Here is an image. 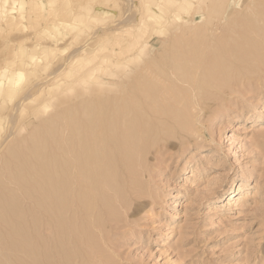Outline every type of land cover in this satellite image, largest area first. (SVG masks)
Returning <instances> with one entry per match:
<instances>
[{"label": "rangeland", "instance_id": "374dc122", "mask_svg": "<svg viewBox=\"0 0 264 264\" xmlns=\"http://www.w3.org/2000/svg\"><path fill=\"white\" fill-rule=\"evenodd\" d=\"M151 1L0 0V200L3 201L0 209L6 200L10 201L8 196L16 193L20 178L16 177L19 178L17 182L13 179L16 174L20 175L17 169L23 164L20 161L27 162L25 156L32 158L34 152L31 147L37 141H48L49 132H52V128L45 131L49 126L48 118L57 109L65 107L62 103L65 82L83 75L84 69L80 68L77 74L71 73L68 77L70 67L86 61L98 62L103 57L112 58L115 47L138 46L139 42L144 46H153L156 53L153 57H146L147 63L157 60L162 64L159 56L173 52L175 47L178 48L176 45L216 46L218 41L217 46L238 44L253 47L255 51L251 50L248 55H251L249 61L254 56L255 62H250V66L254 65L248 68L252 73L242 78L243 83L239 81L241 78L237 80L236 75L233 76L236 82L233 77L230 80L232 87L228 83L220 90L214 87L208 92L203 86V90L209 94L207 96L204 91L199 94L205 98L200 107L196 105L190 111L186 105V108L180 105L187 109L188 119L184 116L183 121L190 122L169 125L172 131L175 130L174 134L169 129L170 135L159 139V143L149 148L150 152L147 151L142 158L143 166L139 167L131 182L134 190L127 191V201H117L101 223L92 226L86 237L85 234L81 238L78 236V246L75 245V248L68 242L65 247L62 244L60 250L61 244L56 237L57 244L51 245V248H58H50V255L49 250L41 245L42 242L37 245L30 240L35 245L28 248L31 252L27 253L31 256L17 257V248L12 249L11 246L17 243L15 246L23 247L27 244L18 242L24 234L17 235V240H13L16 235L11 234V229L17 227L14 226L15 222L18 225L20 220L12 217V226L6 227L0 215V221L5 226H0V230L6 229L1 231L2 237L4 232L7 233L4 237L12 235L9 243L7 237L0 238L1 264H16L22 257L23 260L17 264H25L23 261L26 264H38L40 261L39 264H46L51 259L53 264H264V37L250 38L242 31V23L245 26L251 19V22L256 19L248 11L255 6V0H248V10L239 8L237 24L233 20V25L226 27V30L229 27L227 33L233 39L228 34L225 36L224 29L219 27H222L223 21L208 23L205 19L197 22L198 18L195 21L197 28L183 34L179 22L171 17L175 9L165 0H160L158 5L165 6V9L157 7L159 10L155 11L156 3H153L152 10L147 12L146 3ZM166 4L170 7L167 8ZM261 4L264 5V2ZM154 13L155 16H152ZM77 14L88 17L76 19L74 16ZM146 14L151 15L148 22L157 27H149L145 32L136 25L140 17ZM163 14L171 17L169 24L159 21ZM125 19L132 22L123 26ZM261 20L264 21V17L259 22ZM260 23L264 27V22ZM215 28L218 34H215ZM135 29L136 33L130 35L129 32ZM243 34L247 36L246 39ZM222 37L226 38L223 39L225 42ZM130 40L132 42L128 45ZM255 42L257 47L253 45ZM256 51L263 55L261 61L259 55H254ZM156 64L153 67L160 71L156 73L162 75L154 73L152 77L163 78L164 68ZM255 68H258V74L253 71ZM255 76L261 79L257 81ZM213 91L216 95H213ZM42 125L43 128H40ZM42 132L44 136L48 132L47 138L42 134L39 136ZM187 134L190 136L186 137ZM191 136L193 139H189ZM24 147H29L27 149L31 153ZM29 158L28 162L32 161ZM10 166L11 171L14 168L11 174L7 173ZM7 174H10L9 178ZM11 175L12 180H9ZM241 186L245 187L247 196L244 201L232 204L230 194L238 193ZM81 230L87 229L82 227ZM42 233L49 236L51 231L48 229ZM76 233L79 234L78 231ZM38 246L42 248L38 250ZM11 252H15L14 255ZM52 253L59 254L54 256ZM46 255L58 258V262L52 257L46 258ZM14 257H20V260ZM28 259L33 260L30 262ZM51 261L48 263L52 264Z\"/></svg>", "mask_w": 264, "mask_h": 264}, {"label": "bare ground", "instance_id": "6f19581e", "mask_svg": "<svg viewBox=\"0 0 264 264\" xmlns=\"http://www.w3.org/2000/svg\"><path fill=\"white\" fill-rule=\"evenodd\" d=\"M160 2V0L147 2L146 11L149 12V10H152L153 3H156L153 8L155 11L159 10L158 8L165 9V6L158 5ZM165 2L175 9L171 17L179 22L183 34L197 28L195 21L198 18L197 22H201L205 19L208 23H213L214 20L217 22L223 21L224 23L221 24L222 27H219L222 28V30L224 29L225 33L223 32V34L228 36L230 35L227 33L229 27L227 30L226 27L228 24H232L233 20L234 22L236 21L235 23L237 24V19H239L238 15L240 13L238 11L239 8H245V10L250 8V5L247 3L248 0H165ZM263 2V0H255V6L251 7L252 10H248L249 12L251 11V14L256 16V19L253 18L255 21L251 22L252 19H249V23H245L246 25L244 26L242 19L241 23L243 28L239 25L243 33L247 34L250 38L264 37V27L260 23L264 21L261 20L259 22V20L264 17V5L261 4ZM164 15L165 14L162 15V19L159 21L169 24L168 21L171 17H166ZM152 16H155V13L152 14ZM246 16L249 17V15ZM87 17V15L81 14L74 16V18L81 20ZM150 17L151 15L149 16V14L140 17L136 27L142 28L145 32L149 27L153 29L156 25L148 22ZM251 17L253 16L251 15ZM129 21L132 22L131 19H127L123 26L128 25L130 23ZM214 30L215 34H218L216 28ZM136 31L137 29L130 31L129 34L134 35ZM154 32L155 31H153V33ZM215 34L213 35L215 36ZM224 37H222V41L225 42L223 39L226 38ZM131 42L132 40L128 42V45H130ZM236 42H238V39ZM217 43L216 46H194L191 44L190 46L176 45L178 48L175 47L173 52L168 51V47H166L169 53L167 51H165L167 53L164 55L159 53L161 54L159 56L160 59L163 60L162 64L160 60V63H157V60L155 63L151 61L153 64L157 63L156 65L158 66L161 64V68H164L165 73L161 70L165 75L163 78H160L161 76L157 77L161 73H156L158 71L153 67L155 65L150 62H148V64L147 61H145L147 56L150 55L153 57L156 54L153 52V46H144V43L140 42L138 46L115 47L114 57L112 58L103 57L99 58L102 60L98 62L86 61L69 68L68 77H70L69 74L71 73L77 74L80 68L84 69L83 75L70 79L67 83L65 82V98L62 100L65 107L61 110L57 109L56 112L53 110V115L48 118L50 119L49 121L47 120V125L49 124V126L48 128L46 126L47 129L44 128V130L46 129L45 131L52 128V132H49L52 134H50L51 140L48 139L50 135H47L48 138L46 136L48 132L45 134L48 141H44L46 139L42 137L44 143L41 142L42 139L40 141L36 135V139H38L40 143L37 141V145L35 144L31 147L34 153L33 156L29 154L32 158H28L32 159V161L28 162L29 160L26 156L25 160L27 159V162L19 158L23 162L20 160L18 161L23 164L18 162L22 165V168L19 166L21 169L17 167L20 171H18L20 175L17 176L16 174L14 178L16 180L13 179L14 182H17L20 178L17 182L18 184L16 183L18 185L17 190H15L16 193L10 194V197L7 195L10 201L6 200L3 206H1L2 209H0V213L2 212L0 214L2 216L1 221L5 222L6 227L7 225L10 227L12 226L13 223L11 221L13 220L11 219L14 217L15 220L17 218V220L21 221H19V226L16 225L15 222L14 226H17L13 228L15 231L11 229V234L14 236L16 235L13 240H17V235L24 234L23 238L19 237L21 239L18 240V242L22 241L23 244L27 242L26 246L23 247L15 246L17 243L13 246L10 245L12 249L17 248V251L14 250L17 252L16 255L18 254L17 257L22 255L31 256L29 255L30 253H27V251H29L28 248H33L35 246H33L34 243L31 244V242H36V244L42 242L41 245L43 244L46 250H49L51 245L54 246L57 244V241H60L59 243L61 244L59 249L62 247V244L64 246L68 242H71L74 248L75 245L78 246L77 240L79 237H83L84 234L86 237V234L88 232L90 233L92 226H97L99 222L101 223V219L109 214V210L116 206L117 201L120 203L127 201V191L131 192L134 190V186L131 182L135 178L139 167L143 166L142 158L154 143H159V139L170 135L169 129L171 127L169 125L173 123L181 124L183 119L188 116L186 114L187 109L185 110L186 107L184 105H186L190 111L194 110L196 105H199V107L201 106V102L205 99L199 95L204 91L203 86H205L208 92L214 87H218L220 90L223 85H228L233 78L234 80L236 79L233 76L237 75V80L241 78V80H239L241 83L244 81V79L242 81V78L250 76L248 74L252 72L249 71L250 69L248 68L254 66H250V62H252L254 56L252 57L253 59L249 61L251 55H248L250 51L253 50V47L251 49L247 46H238V44H233V46L232 44L231 46H217ZM253 45L257 47V42H255V44L253 43ZM259 50L261 49L259 48ZM240 53L243 55L242 58ZM254 55H259V53L256 51ZM262 56L259 55V58ZM261 59L262 58H260V61ZM253 61L255 62V60ZM256 62L258 61L256 60ZM258 68H260V66ZM258 68L253 70L257 74L259 73ZM243 70L248 72L244 73L245 71ZM207 71L211 72L208 74ZM154 73H156L157 78L152 77ZM238 76L240 77L238 78ZM255 78L257 81L261 79L258 76H255ZM229 86L232 87L233 85L231 84ZM218 89L217 92H219ZM215 90L216 89H214V91ZM231 90L232 88L230 91ZM206 91L204 92L206 93ZM214 91L213 95H216ZM223 91L225 93L224 89ZM226 91L229 92L228 90ZM208 94L206 93L207 96ZM180 105L185 108L180 107ZM180 118L183 119L180 120ZM183 122L190 121L185 120ZM187 125L186 127H188ZM40 128H43V125ZM188 128L185 130L189 131L187 130ZM172 129L170 130L172 131ZM44 130L41 131L45 132ZM174 131L175 130L171 133L174 134ZM43 132L40 133L39 136H41V134L44 136ZM189 136V134L186 135V137ZM191 137L189 139H193V137ZM27 148L29 149V147ZM27 148L26 150L31 153ZM23 165L27 166L23 167ZM11 168L12 166L9 167L7 173L11 174V172L14 171V168L12 171ZM10 174H7V178H9ZM12 175L14 176V174ZM12 175L9 180H12ZM16 177L19 178L17 179ZM11 182L12 181H10V183ZM14 182L12 183L15 184ZM239 190L238 193L230 194V201L232 204L244 201L247 196V191L244 186H241ZM1 200L0 204L3 202ZM10 212H12V214H10ZM1 221L0 223L2 224ZM0 226L2 228L5 227L3 224ZM77 227L80 228L77 230ZM82 227L87 230L82 231ZM48 229H50L51 233L49 236H45L42 232ZM2 230L4 231L6 229H1L0 234ZM75 230L78 231L79 234H77ZM5 233L6 232L3 233V237ZM12 235H9V237ZM1 237L2 234L0 238ZM6 237L7 236L4 238ZM9 237H7L8 243L11 242V240L8 241ZM56 237L58 238L57 241ZM30 240L33 241L30 242ZM30 244L32 246H30ZM1 247L2 246H0V248ZM5 248L6 247L3 249ZM40 248L42 247H39L38 250H40ZM52 248L57 249L58 247ZM34 249L35 251H32L35 253L37 250L36 248ZM77 249L76 247V250ZM7 251L9 252V249ZM29 252H31V250ZM50 252L49 250V254ZM62 253L63 252H60V254ZM8 255L11 254L8 253ZM63 255H65V253H63ZM28 256L25 258H28ZM42 257L45 256L42 254ZM51 257L47 256L46 258L49 259ZM22 258L21 260L20 257L17 259L21 262L23 260ZM52 258L57 259L56 261L58 262V258ZM17 259L15 260L19 261ZM33 259L28 260L32 262L31 260ZM51 260L53 264V259ZM23 262L25 264L27 263L25 261ZM41 262L42 261L38 262V264ZM3 264H6V262Z\"/></svg>", "mask_w": 264, "mask_h": 264}]
</instances>
